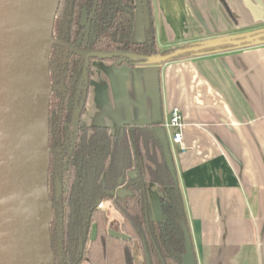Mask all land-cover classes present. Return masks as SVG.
<instances>
[{
    "label": "crops",
    "instance_id": "obj_1",
    "mask_svg": "<svg viewBox=\"0 0 264 264\" xmlns=\"http://www.w3.org/2000/svg\"><path fill=\"white\" fill-rule=\"evenodd\" d=\"M150 0L156 42L189 45L264 29V0ZM131 39L145 37L142 0H136ZM156 67L154 71V68ZM160 119L168 137L196 264H264V40L132 67L91 61L80 123L109 127ZM182 111L184 149L166 127ZM157 184L147 189L151 219L162 220Z\"/></svg>",
    "mask_w": 264,
    "mask_h": 264
},
{
    "label": "trees",
    "instance_id": "obj_2",
    "mask_svg": "<svg viewBox=\"0 0 264 264\" xmlns=\"http://www.w3.org/2000/svg\"><path fill=\"white\" fill-rule=\"evenodd\" d=\"M220 2L234 18L226 0ZM135 10L136 0H59L55 11L52 36L63 44L51 47L48 60L47 187L53 203L49 233L54 264H183L187 214L179 184L153 131L162 123L125 124L114 134L107 126H87L79 119L95 58L87 57L81 81L83 53L123 50L148 56L174 50H158L150 8L144 40L132 41ZM229 48L236 47L197 53ZM121 62L132 67L144 61L122 57ZM76 100L78 111L72 122ZM150 183L158 186L162 220H152L148 212ZM121 187L125 194L119 196ZM111 210L118 217L109 216Z\"/></svg>",
    "mask_w": 264,
    "mask_h": 264
},
{
    "label": "water",
    "instance_id": "obj_3",
    "mask_svg": "<svg viewBox=\"0 0 264 264\" xmlns=\"http://www.w3.org/2000/svg\"><path fill=\"white\" fill-rule=\"evenodd\" d=\"M142 3L147 27L148 0ZM58 4L59 0H0V264H54L55 261L49 233L53 203L47 187L50 161L47 109L51 96L48 60L51 47L62 43L52 36ZM263 38L264 29H260L194 42L164 54L143 56L123 50L87 52L83 53L81 81L88 56L98 59L119 56L117 64L122 63V57L143 63H164L181 54L225 45L256 44ZM153 92L156 107L153 122L162 123L157 78ZM77 111L76 100L72 122ZM153 131L161 141L166 163L177 183L165 130L158 125ZM129 175L134 177L135 172ZM117 194L124 195L125 189H117ZM183 229V264H196L189 231L186 226Z\"/></svg>",
    "mask_w": 264,
    "mask_h": 264
},
{
    "label": "built area",
    "instance_id": "obj_4",
    "mask_svg": "<svg viewBox=\"0 0 264 264\" xmlns=\"http://www.w3.org/2000/svg\"><path fill=\"white\" fill-rule=\"evenodd\" d=\"M182 111L180 107L175 106L169 112V118L166 121V127L171 128L174 131L171 133L173 143L177 144L181 150H183V136H182ZM102 206V203L99 204Z\"/></svg>",
    "mask_w": 264,
    "mask_h": 264
},
{
    "label": "rangeland",
    "instance_id": "obj_5",
    "mask_svg": "<svg viewBox=\"0 0 264 264\" xmlns=\"http://www.w3.org/2000/svg\"><path fill=\"white\" fill-rule=\"evenodd\" d=\"M179 47H181V45L179 46ZM179 47H174V46H172V47H170V46H167V47H161L160 45H158V43H157V48H158V50L161 52V51H163L165 48H172V49H178ZM80 119V118H79ZM109 216H111V217H118V214L117 213H115L113 210H111L110 212H109ZM83 264H87V263H83Z\"/></svg>",
    "mask_w": 264,
    "mask_h": 264
},
{
    "label": "flooded vegetation",
    "instance_id": "obj_6",
    "mask_svg": "<svg viewBox=\"0 0 264 264\" xmlns=\"http://www.w3.org/2000/svg\"><path fill=\"white\" fill-rule=\"evenodd\" d=\"M100 204V203H99ZM99 204H98V206H99ZM102 206H103V203H102ZM102 206H99V207H102Z\"/></svg>",
    "mask_w": 264,
    "mask_h": 264
}]
</instances>
